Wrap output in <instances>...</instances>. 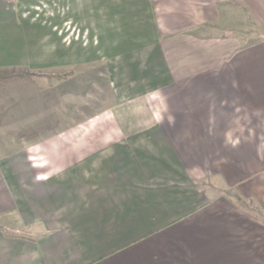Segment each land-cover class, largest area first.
Masks as SVG:
<instances>
[{
  "label": "crops",
  "instance_id": "0c3cea01",
  "mask_svg": "<svg viewBox=\"0 0 264 264\" xmlns=\"http://www.w3.org/2000/svg\"><path fill=\"white\" fill-rule=\"evenodd\" d=\"M92 1L77 44L0 0V71L47 93L0 110V264H264V0H132L133 29ZM92 63L109 99L71 125Z\"/></svg>",
  "mask_w": 264,
  "mask_h": 264
},
{
  "label": "rangeland",
  "instance_id": "374dc122",
  "mask_svg": "<svg viewBox=\"0 0 264 264\" xmlns=\"http://www.w3.org/2000/svg\"><path fill=\"white\" fill-rule=\"evenodd\" d=\"M28 1V2H27ZM25 0L23 4H20L19 11L24 15L26 20L34 18L35 23L42 25L44 28L51 29L55 28V32L61 33L60 40H64L66 43H81L83 30L79 27L78 18L81 20L89 19L94 11L95 1H92L83 7V10L80 9L79 0ZM139 0H135L138 2ZM119 8L111 7L108 10H105L109 15H113L115 18H119L120 14H130L128 21L125 17H120L118 19V25L124 29H133L143 26L145 23L138 21L139 16H137V9L132 8L129 5V2L132 0H118ZM136 7V5H135ZM117 11L118 13L117 15ZM135 11V12H134ZM108 15V16H109ZM89 34V33H88ZM87 34V45H90L91 39ZM76 39L77 41H75ZM89 41V42H88ZM84 42V40H83ZM61 52V50H59ZM109 65L104 64L103 68L101 67L98 71L95 68V65H87L85 69L74 68L68 72V76L71 77L70 84L67 85V90L71 92L68 95L67 92L63 93V84L59 83L56 87V98L60 100L59 103H62L61 107H58L59 110H63V105L69 106L71 110V119L69 124L75 125L78 123L87 122L88 124H94L93 117L94 114L99 112L101 106L100 99L102 98L105 102L108 100V91H107V79L106 75ZM62 71V70H61ZM8 72V73H7ZM24 72V73H23ZM21 71H0V94H4V102L0 101V110L3 111H40L44 106L42 102L46 98L45 87H42L41 84L36 83L35 85L30 82V80H21L23 83L17 82L16 85L20 86L15 89V83L11 79H16L25 76H31L30 73L25 70ZM26 72V73H25ZM38 73H46L45 70L38 71ZM7 74V75H6ZM34 75V74H32ZM67 76V77H68ZM83 77H86L85 80ZM60 78L56 77L55 80L58 81ZM81 79V80H80ZM33 80V79H32ZM34 80H37L36 78ZM40 79H38L39 81ZM45 82V80H44ZM51 83V79H49ZM96 82L102 84L101 89L97 88ZM46 83V82H45ZM51 85V84H50ZM69 86V87H68ZM12 87L15 90H12ZM42 89V90H40ZM58 89V90H57ZM102 95L100 96V91ZM63 93V94H62ZM15 95H19L22 98L16 100ZM28 96V98L26 97ZM33 97V100H32ZM62 100V101H61ZM84 111L86 114L85 117L76 116V111ZM3 131V130H2ZM0 130V146L5 144L6 134Z\"/></svg>",
  "mask_w": 264,
  "mask_h": 264
}]
</instances>
